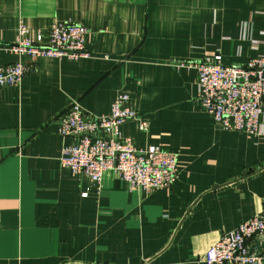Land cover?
<instances>
[{"label": "crops", "instance_id": "1", "mask_svg": "<svg viewBox=\"0 0 264 264\" xmlns=\"http://www.w3.org/2000/svg\"><path fill=\"white\" fill-rule=\"evenodd\" d=\"M57 20L88 29L86 56L32 64L7 49L19 21L33 34ZM263 48L264 0H0V64L32 68L0 85V264H205L221 233L264 211V113L255 134L217 125L193 64L244 65ZM120 93L148 122L121 136L177 155L170 187L131 190L107 170L97 191L60 163L75 139L57 117L73 101L105 114Z\"/></svg>", "mask_w": 264, "mask_h": 264}, {"label": "built area", "instance_id": "2", "mask_svg": "<svg viewBox=\"0 0 264 264\" xmlns=\"http://www.w3.org/2000/svg\"><path fill=\"white\" fill-rule=\"evenodd\" d=\"M87 35L88 29L72 20H57L46 30L38 29L33 34L19 21L14 41L7 49L27 57L32 64L40 57L76 59L87 55ZM193 66L198 100L217 125L247 134L260 132V117L264 113V48L244 65L224 64L216 53L210 60L198 61ZM31 69L21 59L0 64V85L18 86ZM130 119L138 121L141 131L148 129V122L137 115L126 93L118 94L109 111L99 115L87 113L73 101L57 117V132L75 139L62 148L60 163L73 175H86L97 191L107 170H113L131 190L150 193L170 187L178 174L177 155L157 145L135 148L119 130ZM256 242L264 243V211L221 233L204 253V263L264 264V246L249 253Z\"/></svg>", "mask_w": 264, "mask_h": 264}, {"label": "water", "instance_id": "3", "mask_svg": "<svg viewBox=\"0 0 264 264\" xmlns=\"http://www.w3.org/2000/svg\"><path fill=\"white\" fill-rule=\"evenodd\" d=\"M264 246V243H258V242H256L254 245H252L250 248H249V253L252 251V250H254V249H256L257 251H260L261 250V247H263Z\"/></svg>", "mask_w": 264, "mask_h": 264}]
</instances>
